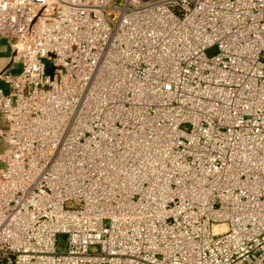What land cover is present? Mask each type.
<instances>
[{
	"label": "built area",
	"instance_id": "1",
	"mask_svg": "<svg viewBox=\"0 0 264 264\" xmlns=\"http://www.w3.org/2000/svg\"><path fill=\"white\" fill-rule=\"evenodd\" d=\"M0 41V264H264V0H0Z\"/></svg>",
	"mask_w": 264,
	"mask_h": 264
},
{
	"label": "rangeland",
	"instance_id": "2",
	"mask_svg": "<svg viewBox=\"0 0 264 264\" xmlns=\"http://www.w3.org/2000/svg\"><path fill=\"white\" fill-rule=\"evenodd\" d=\"M2 50H3V52L0 53V57H2V56H5V57L6 56H10V50H9V48H6L5 46H3L2 47ZM43 63L45 65V72H46V74H51L52 73V70H53V67L51 65V62L50 61H47V60H44ZM16 67L17 66H15V68H13V69H16ZM0 86H1V84H0ZM3 148H4V146H3V144L0 141V151Z\"/></svg>",
	"mask_w": 264,
	"mask_h": 264
},
{
	"label": "crops",
	"instance_id": "3",
	"mask_svg": "<svg viewBox=\"0 0 264 264\" xmlns=\"http://www.w3.org/2000/svg\"><path fill=\"white\" fill-rule=\"evenodd\" d=\"M1 42V41H0ZM2 44L0 43V53H2L3 52V50H2ZM7 60H8V56H2V57H0V69L7 63Z\"/></svg>",
	"mask_w": 264,
	"mask_h": 264
}]
</instances>
